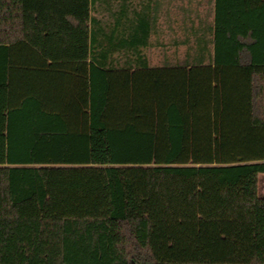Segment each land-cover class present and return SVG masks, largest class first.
Instances as JSON below:
<instances>
[{
	"label": "trees",
	"instance_id": "trees-1",
	"mask_svg": "<svg viewBox=\"0 0 264 264\" xmlns=\"http://www.w3.org/2000/svg\"><path fill=\"white\" fill-rule=\"evenodd\" d=\"M122 11L0 0V264H264V0H214L175 65L134 69L89 51ZM43 54L78 90L43 94Z\"/></svg>",
	"mask_w": 264,
	"mask_h": 264
},
{
	"label": "crops",
	"instance_id": "crops-1",
	"mask_svg": "<svg viewBox=\"0 0 264 264\" xmlns=\"http://www.w3.org/2000/svg\"><path fill=\"white\" fill-rule=\"evenodd\" d=\"M120 4L125 11L120 12L118 24L114 18H107L109 31L102 33L91 22L88 45L92 54L97 50L112 51L118 57V67L134 69L142 65L144 58L149 66L175 65L177 53L191 50L195 37L192 29L214 19V0H120ZM92 15L101 18L100 14ZM62 48L56 45L55 50ZM78 63L51 60L43 54V94L49 96L58 91L65 99L74 89L78 90L85 72V66L80 68ZM86 68L88 77L89 66Z\"/></svg>",
	"mask_w": 264,
	"mask_h": 264
},
{
	"label": "rangeland",
	"instance_id": "rangeland-1",
	"mask_svg": "<svg viewBox=\"0 0 264 264\" xmlns=\"http://www.w3.org/2000/svg\"><path fill=\"white\" fill-rule=\"evenodd\" d=\"M177 55L180 58L183 56V52H179ZM258 194L264 197V174H260L258 178Z\"/></svg>",
	"mask_w": 264,
	"mask_h": 264
}]
</instances>
